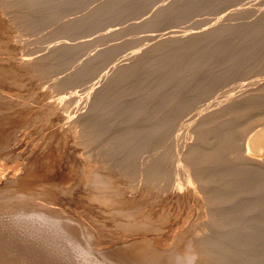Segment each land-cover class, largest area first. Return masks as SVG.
I'll return each instance as SVG.
<instances>
[{"label":"bare ground","instance_id":"1","mask_svg":"<svg viewBox=\"0 0 264 264\" xmlns=\"http://www.w3.org/2000/svg\"><path fill=\"white\" fill-rule=\"evenodd\" d=\"M86 1L0 0L25 29L65 30L0 65L1 229L31 264H264V0H101L66 16ZM247 11L260 14L224 23ZM127 14L149 27L138 45L77 60L126 27L83 29ZM9 31L0 16V48ZM34 76L28 100L17 88Z\"/></svg>","mask_w":264,"mask_h":264},{"label":"rangeland","instance_id":"2","mask_svg":"<svg viewBox=\"0 0 264 264\" xmlns=\"http://www.w3.org/2000/svg\"><path fill=\"white\" fill-rule=\"evenodd\" d=\"M96 1V2H95ZM103 1V0H102ZM101 0H99V2H98V0H87L85 3H83L80 7H78V9L76 8V9H71V10H69V11H67L66 13H67V15H66V13L64 14V15H66V16H71V15H79L80 13H85L86 11H87V9H88V11L91 9V8H93V7H95L97 4H99L100 2H102ZM233 1V0H232ZM231 1V2H232ZM91 2V3H90ZM89 3V4H88ZM225 3L226 2H220L219 4L218 3H215V5L217 4V5H219L218 6V8L221 6V4H224L223 6H222V8H225L228 4L226 3V5H225ZM96 4V5H95ZM86 7H85V6ZM89 5V6H88ZM94 5V6H93ZM153 5V4H152ZM216 5V6H217ZM249 5V4H248ZM252 5H254V6H258L259 7V3L258 4H256V3H253V4H251L249 7H253ZM87 6H88V8H87ZM93 6V7H92ZM151 5H149V6H147L145 9H148L149 7H150ZM225 6V7H224ZM248 7V8H249ZM80 8L83 10H81L80 11ZM85 8V9H84ZM1 9H2V11H1ZM221 9V7L219 8V10ZM77 10V11H76ZM86 10V11H85ZM78 11L80 12L79 14H78ZM68 12L70 13V12H72V13H70V14H68ZM75 12L77 13V14H75ZM144 12V10H142V12L141 13H143ZM152 12V11H151ZM151 12H149V14L151 13ZM201 12H203V13H201ZM201 12L200 11H198V13L196 12V14H194V15H197V16H192L191 18H189L188 19V21L187 20H183V21H186V22H182V21H180V22H178V23H180L181 25H184L185 23H190V22H192V21H195V20H197L195 17H197L198 19H200V18H203L204 16H209L210 15V13H209V10H208V13H207V10H206V12H205V10H201ZM248 12H249V14H248ZM258 12V13H257ZM255 11L254 13H251V11H247L244 15L242 14V15H239V17L240 18H238L237 16L238 15H234L235 17V19H225L224 20V23H245V22H250V21H252V20H254L259 14H260V11ZM204 13H207V14H204ZM7 14V15H6ZM149 14L147 15V16H149ZM248 14V15H247ZM252 16H251V15ZM128 15V14H127ZM129 15H131V14H129ZM126 16V15H124V16H121V17H118V19L117 18H113V17H110V18H106V19H101L100 20V22L102 23V24H100L99 22H98V24H96L95 26H93L92 28H85V29H83V31H82V34H90V33H92V32H97L98 31V29L100 30V29H102V28H104L105 26H104V23H105V25H106V27L109 25V24H111V23H118L119 24V26H120V24L121 23H119V21L120 22H122V21H125V23H124V25H125V27L126 28H124L123 30H121V31H119L118 33H116L115 35H109V37H111V38H108V36H107V38L105 37V38H103V39H96L95 41H93L89 46H87V48H85V52H83V53H85V54H82V53H79L77 56L79 57H77V60L78 61H80V60H82V58H85L86 57V55L88 54V52L89 53H92L93 51L92 50H96V44H97V49L98 48H100V47H105L106 46V44H105V42H107V45H110L111 43H118V47H117V54L119 53V55L120 54H122L123 52H125L126 50V48H130V47H133L134 45H138L139 43H137L136 44V42H137V40H134V37H135V39H136V37L138 38V36H139V34L141 33V29H147V27L148 26H146V27H144V26H141V27H132V28H130L128 25V23L129 22H131V21H133V20H135L134 18H131V16L133 17V14L131 15V16ZM202 17H201V16ZM211 15H213V14H211ZM248 17H247V16ZM257 15V16H256ZM0 16H1V18L3 19V21L4 22H7L9 25H10V31H9V38H7V39H5V43L7 44V47H2V48H0V65H13L15 62H17L18 61V57H19V55L21 54V53H23V52H27V51H32V50H36L35 48H37V49H39V48H43L44 46H47V45H49V44H51V43H54L58 38H59V35L60 36H62V35H64L65 34V32H63L62 33V29H63V31H65L64 30V28H63V26H62V24L58 21V25H57V21H49V22H45V24H44V22H42L40 25H39V27L35 30V29H33V30H28V29H25V28H23V27H21L19 24H17V23H15V22H13L11 19H10V16H9V13H7V11L3 8V7H1L0 6ZM147 16H145L146 18H147ZM251 18H250V17ZM144 17V16H143ZM142 17V18H143ZM144 17V18H145ZM233 17V16H232ZM243 17H245V19L243 18ZM125 20H124V19ZM126 18H128V19H126ZM132 20H131V19ZM193 18V19H192ZM243 20H242V19ZM247 18H249V20L247 19ZM110 19V20H109ZM112 19H113V21H112ZM122 21H121V20ZM191 19V20H190ZM237 19V20H236ZM240 19V20H239ZM105 20L106 21H108V22H105ZM227 20V22H225ZM244 20H245V22H244ZM12 21V22H11ZM112 21V22H111ZM190 21V22H189ZM232 21V22H231ZM235 21V22H234ZM237 21V22H236ZM52 22H53V25L51 26V24H52ZM109 22H111V23H109ZM169 22V23H168ZM50 25H49V24ZM183 23V24H182ZM48 24V25H47ZM61 26H60V25ZM162 24V25H161ZM172 24H175V22H170V21H163V22H161L160 23V25L159 26H161V28H163V27H166V26H168V25H172ZM47 25V26H46ZM122 26H123V23L121 24ZM51 26V27H50ZM55 26V27H54ZM15 27V28H14ZM49 27V28H48ZM58 27H60V29L58 28ZM94 27H96V29L94 28ZM99 27H101V28H99ZM43 30H41V29ZM58 28V29H57ZM98 28V29H97ZM129 28V29H128ZM135 28V29H134ZM149 28V27H148ZM51 29L54 31H51ZM89 29V30H88ZM94 29H95V31H94ZM137 29V30H136ZM16 30H17V32H16ZM47 30V31H46ZM55 30H57V31H55ZM91 30V31H90ZM125 30H129L128 31V33L125 31ZM132 32H134V31H136V32H134V33H132ZM49 31H50V33H49ZM59 31H60V34H59ZM31 34L30 35V37H29V33ZM38 32H40V33H38ZM42 32V33H41ZM44 32V33H43ZM90 32V33H89ZM124 32V33H123ZM130 32V33H129ZM139 34H138V33ZM14 33V34H13ZM52 33V34H51ZM122 34V39H121V37H120V35ZM132 33V34H131ZM136 33V34H135ZM25 34H26V38H25ZM45 34V35H44ZM50 34V35H49ZM59 34V35H58ZM62 34V35H61ZM78 34V33H77ZM118 34V35H117ZM128 34H129V36H128ZM134 34V35H133ZM39 35V36H38ZM46 35H49L50 37H51V39L53 40H51L50 39V37H48V36H46ZM53 37H52V36ZM56 35V36H55ZM58 35V36H57ZM73 35L75 36L76 35V33L74 34L73 33ZM133 37H132V36ZM37 36V37H36ZM46 36V37H45ZM74 36H72V34H70V37H74ZM116 36V37H115ZM117 36H119V37H117ZM14 37H16L15 39H14ZM27 37H28V41H27ZM33 37H35V38H33ZM43 37H44V39H43ZM55 37V38H54ZM125 37V38H124ZM30 38V39H29ZM48 38V39H47ZM55 40H54V39ZM121 39V40H115V39ZM18 39V40H17ZM46 39H47V41H46ZM105 39V40H104ZM126 39V40H125ZM14 40H16V41H14ZM20 40V41H19ZM23 40V41H22ZM31 40V41H30ZM40 40H42V41H44V42H41ZM102 40H103V42H102ZM112 40V41H111ZM126 41V42H128L129 41V44L131 45H129L128 43H125V42H123V41ZM131 40H133V41H131ZM52 41V42H51ZM97 41V42H96ZM115 41V42H114ZM131 41V42H130ZM15 42V43H14ZM21 42V43H20ZM32 42V44H30ZM41 42V43H40ZM95 42V43H94ZM102 42V43H101ZM120 42V43H119ZM134 43V45H133V43ZM25 43V44H24ZM36 43V44H35ZM38 43V44H37ZM44 45H43V44ZM116 43V44H117ZM35 44V45H34ZM95 44V45H94ZM99 44V45H98ZM100 44H102V45H100ZM105 46H104V45ZM125 44H126V46H125ZM146 45V42L145 43H143V45ZM40 46V47H37V46ZM133 45V46H132ZM16 46H17V48H16ZM20 46V47H19ZM22 46H24V47H22ZM32 46V47H31ZM34 46H36V47H34ZM99 46V47H98ZM128 46V47H127ZM8 47H9V49H8ZM26 47V48H25ZM29 47H31V48H29ZM120 47V48H119ZM33 48V49H32ZM119 48V49H118ZM5 49V50H4ZM8 49V50H7ZM30 49V50H29ZM121 49H122V52H121ZM11 50H12V52H11ZM22 50H24V51H22ZM44 51L45 50H47V49H43ZM87 50V51H86ZM120 50V51H119ZM125 50V51H124ZM7 51V53H5V52ZM10 51V52H9ZM19 51H21V52H19ZM119 51V52H118ZM87 52V53H86ZM3 53V54H2ZM116 53H115V56H114V58H117L119 55H116ZM1 55H2V57H1ZM9 55H11L10 57H9ZM12 55H13V57L14 58H12ZM84 55V56H83ZM6 56H8L7 58H6ZM17 56V57H16ZM117 56V57H116ZM82 57V58H81ZM11 58V59H10ZM81 58V59H80ZM3 59V60H2ZM6 60V61H5ZM12 63V64H11ZM94 79V78H93ZM37 80V81H36ZM105 79H103V81H104ZM39 81H40V78H37V77H33L31 80H29L28 82L26 81L24 84L25 85H23V86H19L18 88H17V90H18V92H21V93H26L28 96H27V99L28 100H31L32 99V96L30 95V93L32 92V91H36V86L38 85V83H39ZM38 82V83H37ZM89 82V81H88ZM87 82V83H88ZM102 82V81H101ZM99 82V84H96L98 87H100L101 85H103V83L104 82ZM49 83V80H48V82L46 83V84H48ZM101 84V85H100ZM27 85V86H26ZM49 85V84H48ZM47 86V85H46ZM46 86H44V87H46ZM50 86V85H49ZM43 87V88H44ZM51 87V86H50ZM48 88V90H50V93H52L53 92V94H55L59 89L57 88V87H51V88ZM56 88V89H55ZM31 89H32V91H31ZM73 89V87H69V89L68 90H72ZM16 90V91H17ZM237 89H235V94H246V93H248L249 92V90H246V92L244 91V90H239V91H236ZM244 91V92H243ZM243 92V93H242ZM29 93V94H28ZM239 94V95H240ZM30 95V96H29ZM31 97V98H30ZM225 103V101H222L219 105H222V104H224ZM73 103H72V105L70 104V110H72V114L73 113H75V107H73ZM59 106V105H58ZM62 106V105H61ZM80 110H78L79 112H83L84 110L83 109H85V108H79ZM74 119V118H73ZM39 123V122H38ZM38 123H37V121H36V125H35V123L33 124V125H31L30 127L31 128H34V129H36L37 130V128H38ZM73 124L74 125H76L77 124V121H74L73 122ZM40 126V125H39ZM41 135H42V133H40ZM35 135H37V133L35 132V134H34V136ZM38 135H39V133H38ZM189 135H187L186 134V137H184L185 139H187V138H189L188 137ZM191 139V138H190ZM190 139H187V140H190ZM37 149V148H36ZM10 167V166H9ZM12 168V165H11V167L9 168V169H11ZM8 169V170H9ZM1 220V219H0ZM1 223H3L2 221H0V225H2ZM4 229H1V226H0V236H3L5 233H7L6 235H4L3 236V239H2V237L0 238L1 239V242L3 243L1 246L3 247V248H5V249H3V248H1V246H0V254H2L3 256H7V258H8V256H10V252L11 253H13V251H14V247H17V248H15V249H17V251L15 250L14 251V253L13 254H11V258L13 257V258H15V261H16V263L18 264L19 263V261H20V264H31L30 262H28V261H26V260H24V258H25V255L26 254H24L23 253V251H21L20 252V249H19V252L23 255H21L19 252H18V244H17V238L15 237V232H13V233H8V232H4L3 231ZM4 233V234H3ZM3 234V235H2ZM10 234H13L12 236L10 235ZM17 234V233H16ZM15 238H14V237ZM13 239H12V238ZM10 238L12 239V240H10ZM5 239V240H4ZM6 239L8 240V242L9 243H7V241H6ZM15 239V240H14ZM3 241H5V243L3 242ZM16 241V242H15ZM12 242H15L16 244H14V243H12ZM7 243V245L9 244V248L5 245ZM12 243V244H11ZM1 244V243H0ZM3 245H5V246H3ZM10 245H13V246H10ZM7 247V248H6ZM10 247H13V248H10ZM2 250V251H1ZM12 250V251H11ZM10 251V252H9ZM16 252V253H15ZM19 254H18V253ZM5 253H6V255H5ZM9 253V254H8ZM16 254H18V256L20 257V256H22V257H18ZM17 259V260H16ZM26 261V262H24V261ZM18 261V262H17ZM21 261H22V263H21ZM34 264H36V263H34Z\"/></svg>","mask_w":264,"mask_h":264}]
</instances>
